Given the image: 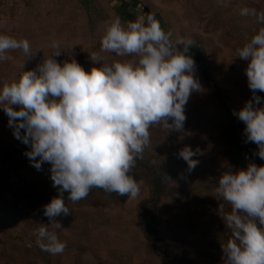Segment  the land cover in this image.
<instances>
[{"label":"clouds","instance_id":"1","mask_svg":"<svg viewBox=\"0 0 264 264\" xmlns=\"http://www.w3.org/2000/svg\"><path fill=\"white\" fill-rule=\"evenodd\" d=\"M240 14L264 24V11L245 7ZM100 43L102 52L130 59L108 64L91 54L100 67L86 72L74 58L58 62L62 50L53 41L48 58L0 88V108L13 136L30 146L25 155L35 169L50 165V179L58 189V196L44 206L50 226L39 223L36 230L37 245L51 255H61L67 247L49 231L62 228L57 217L71 214L65 193L73 203L87 198L93 188L136 199L142 181L130 173L150 146V129L163 125L182 132L185 106L192 93L203 91L196 63L187 54L193 41H173L152 14L126 23L119 17L110 20ZM15 50L30 59L36 55L29 40L0 34V62L10 60L8 53ZM237 53L248 62L245 75L252 99L233 114L245 125V142L254 143V155L264 160V106H258L262 99L256 94L264 92V27ZM197 154L201 150L190 146L178 153L189 172L199 164L193 159ZM216 192L231 206L221 216L231 232L222 246L224 264H264V166L249 163L235 172L229 168L219 177Z\"/></svg>","mask_w":264,"mask_h":264},{"label":"rangeland","instance_id":"2","mask_svg":"<svg viewBox=\"0 0 264 264\" xmlns=\"http://www.w3.org/2000/svg\"><path fill=\"white\" fill-rule=\"evenodd\" d=\"M160 2L161 7L154 4L157 0H89L85 3L84 22L78 30L82 37L75 38L71 32L65 39L62 50L66 48V60L74 58L83 69H92L100 67V64L90 59L91 54L108 64L130 59L102 52L101 38L110 20L119 17L125 23L135 21L148 11L160 21L165 31L172 33L173 41H193L192 47L203 55L219 94L216 95L212 85L201 78L196 56L189 48L187 54L196 63L195 75L203 91L192 93L185 106L187 119L182 132L169 131L163 125H155L150 129V146L143 153L148 163L140 165L141 159H138L130 173L135 180L142 181L140 195L136 199L124 195L118 200L92 191L87 198L77 203L65 202L71 214L57 217L62 228L49 227V231H55L59 239L62 234L68 233L72 238L76 236V227L79 225L82 232L80 237L86 242H89L92 234L103 232L111 238L110 241H116L117 246L122 240L116 234L120 235L124 231L128 234L125 237L127 248L130 241L134 251L133 246H136L138 238L135 232L142 231L147 241L144 235L141 236L143 244L140 247L142 254L147 257V264H224L222 246L231 238V232L225 227L221 216L228 213L231 206L216 192L219 177L229 168L234 172L246 169L249 163L264 166V160L256 155L238 154L227 137V130L233 122L238 133L246 140L245 125L233 113L252 99V92L245 75L248 62L238 58L237 50L248 43L260 27H264L255 16H242L241 9L254 8L259 13L264 11V0H212L196 16L182 11L188 6H182L179 11L177 6H173L172 0H163L164 4L162 0ZM68 27L71 31L73 24L69 23ZM51 41H57V38L53 37ZM179 47L183 49V45ZM256 94L262 99V104L258 106H264V92ZM247 144L255 145L251 142ZM185 146H190L193 151L199 148L202 153L193 157L199 164L190 172L187 163L178 158L179 151ZM6 165L13 172L10 164ZM146 166L152 167L153 172ZM21 168L25 169L22 165ZM29 169L36 171L33 166ZM39 171L42 173L36 177L40 179L47 177L43 172H48V182L39 180L38 186L29 183L30 189L43 194L57 190L50 179V165L44 164ZM154 177L162 179L164 189L170 193L154 198L151 183ZM7 199L10 203H6L4 222L9 226V232H12L8 237L20 239L23 245L27 243L25 248H31L27 250L34 251V246H28L30 243L27 241L37 239L36 230L41 226L39 223L50 226L43 215L44 205L36 206L32 200L8 196ZM142 202H147L148 210L159 220L158 231L163 237V247L158 246L147 234L146 222L138 211V205ZM152 202L155 204L151 205ZM124 225L126 227L123 230L121 228ZM68 246L70 249L76 247L71 241ZM87 247L78 246L83 249L82 253H92L84 251ZM162 249L166 251L165 254H162ZM39 259L41 264H52L50 253L48 261L45 256Z\"/></svg>","mask_w":264,"mask_h":264},{"label":"crops","instance_id":"3","mask_svg":"<svg viewBox=\"0 0 264 264\" xmlns=\"http://www.w3.org/2000/svg\"><path fill=\"white\" fill-rule=\"evenodd\" d=\"M89 0H0V34L9 35L16 39H27L31 44L33 53H36L31 59L25 56L22 50L11 51L8 54L12 57L8 61L0 62V88L3 84H11L19 79L23 71L33 70L38 63H41L43 58H48L52 49L50 47L51 39L57 38L60 49L70 36L82 37L78 34L79 26L82 27L85 18V3ZM161 0H157L155 5L161 7ZM212 0H172L173 6H177V10H181L182 6H188V15H199L202 8L210 4ZM163 2V0H162ZM164 4V2H163ZM201 7H198L200 6ZM183 7V8H184ZM207 9V8H206ZM205 9V10H206ZM175 10V8L173 9ZM164 12V10H160ZM148 12V11H147ZM149 13V12H148ZM177 14V13H176ZM49 23H52V25ZM69 23L73 24L72 30L69 31ZM82 32V30L80 31ZM66 39V40H65ZM66 48L62 50L60 57L56 58L61 63L66 60ZM66 55H65V54ZM93 68V67H92ZM86 72H90V68H84ZM18 110V109H16ZM23 134V130H21ZM30 146L23 144L13 136V130L8 126V117L0 108V160L4 163L10 164L12 175L14 179L9 185L4 186V191L0 192V264H41L40 258L46 257L48 261V252L42 251L36 243V240L27 241L34 246V251L27 250L20 239L8 237L10 233L9 226L4 222L6 203H10L7 199L12 197L9 195L8 189L14 193H27L31 189L29 183L38 186L39 180L48 182V172L44 179L37 178L36 175H41L42 172L32 171L29 158L25 155L30 151ZM47 164V163H45ZM24 166V168L20 167ZM48 165V164H47ZM29 169V170H28ZM38 173V174H35ZM7 213V212H6ZM128 224V223H127ZM79 226V225H78ZM76 227V236L72 238L68 234H62L60 239L66 242L67 247L65 252L61 255H51L50 261L52 264H147V257L142 254V238L146 235L142 231H137L136 246H133L136 251L131 249L129 239V247L126 241L128 234L121 232L116 236L121 239L120 246H117L116 241H110L109 236L105 233L97 232L92 234L89 242L80 237L82 233L80 227ZM132 226V224H131ZM124 228L121 229H125ZM129 228H132L129 226ZM23 229V227H22ZM138 230L137 227H134ZM31 230V229H29ZM22 235V234H21ZM96 235V236H95ZM17 237V235H16ZM37 238V237H36ZM74 244L72 249L68 246L69 243ZM79 245L89 246L84 251H91L92 253L84 254L83 249H79ZM29 246V245H28ZM141 246V247H140ZM69 247V248H68ZM93 248V249H92ZM134 251V252H133ZM94 253V254H93ZM54 262V263H53Z\"/></svg>","mask_w":264,"mask_h":264},{"label":"trees","instance_id":"4","mask_svg":"<svg viewBox=\"0 0 264 264\" xmlns=\"http://www.w3.org/2000/svg\"><path fill=\"white\" fill-rule=\"evenodd\" d=\"M146 14H150V13L146 12L145 16H146ZM190 50L196 56V62L200 68L201 78L204 81L209 82L212 85L213 89L215 90L216 95L219 94L217 86H216L214 80L212 79V77L210 75L209 68L206 65V62H205L203 55L195 47H190ZM233 124L234 123L232 122L231 125L229 126L228 130H227V137H228L232 147L240 155L254 156V153L258 151L257 146L247 144L245 142V140L243 139V137L238 133V131L236 130V128L234 127ZM137 163H138V161H137ZM146 163H148V161L145 160L144 158L141 159V163L139 162L140 165H142V164L145 165ZM146 168H147V166H146ZM147 169L152 170V167H149ZM152 172H153V170H152ZM163 177H165V176H163ZM151 183H152V195L154 198H157L158 196H160L162 194L170 193V192H168V190L164 189L162 179L154 177L152 179ZM92 191H97V192L104 194L105 196H107L108 198H111V199L112 198H116L118 200L121 199L120 195H117L116 193H111V194L106 193L103 189H100V188H93L90 192H92ZM8 192H9V195L12 196L13 198L22 199L25 201L32 200L33 203L36 204V206H39V205L45 206L48 203H50L52 198L58 196V189L55 191H52V192H47L46 194H43L42 192L34 190V189H31L27 193H14V192H11L9 189H8ZM64 201L65 202L70 201L68 199L67 193H65ZM150 204L154 205L155 203L152 202ZM138 211L143 216V218L146 222V228H147L146 230H147V234H148L149 238L152 241L156 242V244H158V246L163 247V241H162L163 237H161L159 235V231H158L159 220L156 218L155 214L152 211L148 210L147 202L140 203L138 205ZM165 253H166V251L164 249H162V254H165Z\"/></svg>","mask_w":264,"mask_h":264},{"label":"built area","instance_id":"5","mask_svg":"<svg viewBox=\"0 0 264 264\" xmlns=\"http://www.w3.org/2000/svg\"><path fill=\"white\" fill-rule=\"evenodd\" d=\"M14 179L6 163L0 160V192L5 185H9Z\"/></svg>","mask_w":264,"mask_h":264}]
</instances>
